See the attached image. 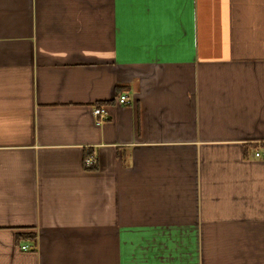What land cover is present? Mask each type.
<instances>
[{
	"label": "crops",
	"instance_id": "0c3cea01",
	"mask_svg": "<svg viewBox=\"0 0 264 264\" xmlns=\"http://www.w3.org/2000/svg\"><path fill=\"white\" fill-rule=\"evenodd\" d=\"M259 150L264 0H0V264H264Z\"/></svg>",
	"mask_w": 264,
	"mask_h": 264
},
{
	"label": "built area",
	"instance_id": "2783aa9c",
	"mask_svg": "<svg viewBox=\"0 0 264 264\" xmlns=\"http://www.w3.org/2000/svg\"><path fill=\"white\" fill-rule=\"evenodd\" d=\"M116 101L118 104L127 103L128 102L127 95L126 94L119 95V97L116 99ZM92 113H93L97 123L102 122L106 118V111L103 107L93 108ZM263 155H264V151H261V150L256 151L254 153L255 157H262ZM83 164L85 167L91 168L95 164V158L93 156L89 155L83 159ZM20 247L23 250H28L30 248V246L28 244H22Z\"/></svg>",
	"mask_w": 264,
	"mask_h": 264
},
{
	"label": "trees",
	"instance_id": "16d2710c",
	"mask_svg": "<svg viewBox=\"0 0 264 264\" xmlns=\"http://www.w3.org/2000/svg\"><path fill=\"white\" fill-rule=\"evenodd\" d=\"M88 154H89V153L86 152V153H85V157L89 156ZM85 157H84V158H85ZM21 236H22V237H25V238H28V239L32 242V244L35 245V243H36V234H35V233H28V234H26V235L23 234V235H21ZM21 236H20V237H21Z\"/></svg>",
	"mask_w": 264,
	"mask_h": 264
}]
</instances>
